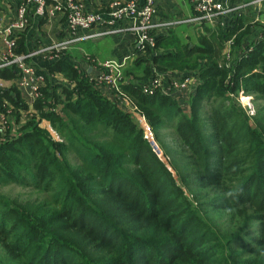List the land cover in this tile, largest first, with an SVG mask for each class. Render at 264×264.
Here are the masks:
<instances>
[{
  "label": "trees",
  "instance_id": "16d2710c",
  "mask_svg": "<svg viewBox=\"0 0 264 264\" xmlns=\"http://www.w3.org/2000/svg\"><path fill=\"white\" fill-rule=\"evenodd\" d=\"M246 20L235 15L192 45L168 28L135 58L147 76L154 63L195 80L181 99L146 93L140 79L121 86L167 162L133 113L65 57L38 70L32 103L16 66L1 67L0 189L34 196L0 192V264H264V24ZM240 92L252 96V115Z\"/></svg>",
  "mask_w": 264,
  "mask_h": 264
},
{
  "label": "built area",
  "instance_id": "2783aa9c",
  "mask_svg": "<svg viewBox=\"0 0 264 264\" xmlns=\"http://www.w3.org/2000/svg\"><path fill=\"white\" fill-rule=\"evenodd\" d=\"M191 2L194 15L179 19L174 23L194 24L196 28L201 29V33L204 31V27L215 26L220 15L231 13L234 10V7L218 0H191ZM29 11H33L38 17L48 19L53 18L58 13H64L66 36L28 52H17V35L28 25ZM154 14L155 0H111L106 12H86L83 9V4L78 0H21L16 7L14 18L7 23L0 22V67L16 66L19 77L18 86L23 92L25 100L32 103L40 96L39 88L45 77L38 70L47 71V63L57 60L64 55L72 44L80 40L117 33L121 30L117 24L125 21V29L135 36L133 53L121 60L106 59L100 61L87 56L86 59L90 61L93 68V73H90L88 77H91L90 80L104 97L122 108L130 110L140 122L144 131V138L148 140L151 146H157L145 118L136 113L135 108L121 88L123 84L122 70L128 57L136 58L144 55L148 49H154L157 31L167 29L173 24L171 21H155ZM218 23L223 25L220 21ZM87 31L88 33H85ZM232 45L233 38L231 37L225 41L222 50L227 67L233 57ZM39 56L43 57L46 62L42 67L29 62ZM154 72L155 74L151 75L152 77L142 85V90L146 93L158 90L181 99L186 98L194 88L195 81L190 76L181 77V73L175 71L160 72L154 69ZM52 75V73L49 74L51 80H54L55 77ZM3 123L4 120L1 118L0 124Z\"/></svg>",
  "mask_w": 264,
  "mask_h": 264
},
{
  "label": "crops",
  "instance_id": "0c3cea01",
  "mask_svg": "<svg viewBox=\"0 0 264 264\" xmlns=\"http://www.w3.org/2000/svg\"><path fill=\"white\" fill-rule=\"evenodd\" d=\"M21 0H0V22L7 23L14 18L16 7ZM83 4V9L86 12H106L107 6L111 0H78ZM223 3L234 7V10L231 13L220 15L218 21L222 22L223 25H220L218 21L213 27H204L203 33L206 34V30H215L218 25L224 26L226 22L230 20L231 17L235 15L242 16L246 20V24L253 21L264 24V0H218ZM194 15L192 9L191 0H155V21H171L173 22L170 25L169 31L174 33L176 37L181 41V43H189V45L196 44L201 29L196 28V25L185 22H177L179 19L188 18ZM29 22L25 29L18 32L16 39V50L18 45H21L23 51L19 52H28L31 49L39 48L44 45L55 42L59 39H62L66 36V20L64 13H58L53 18H41L29 11ZM258 19V20H256ZM126 22L122 21L117 24L118 28H121L120 31L114 34H108L100 37H94L89 39L80 40L72 44L69 49L60 57H65L70 61L75 67H77L82 72L89 75L93 73V68L86 59L87 56L103 61L106 59H117L121 60L127 56H131L135 47L134 39L135 36L133 33L125 29ZM211 26V25H210ZM167 28V29H168ZM167 29H160L157 31L158 34H164V31ZM257 28L252 27V33L256 32ZM90 32V31H89ZM82 33V32H81ZM84 33V32H83ZM85 33H88L85 32ZM253 36V35H252ZM251 36V37H252ZM108 38L107 40H105ZM190 40V41H188ZM161 52H164V46L158 48ZM157 50H155V53ZM59 57V58H60ZM58 58V59H59ZM35 66L42 67L46 62L43 57L39 56L29 61ZM149 63V62H148ZM127 68H132L135 70L136 77L128 75L125 77V81L130 79L136 80L138 78L146 77L147 73L143 71L145 63L135 64V57H128L126 60ZM157 65V64H156ZM154 63H149L150 68H156ZM162 66V65H161ZM159 70L164 72V66ZM126 68V67H125ZM143 71V73L141 72ZM140 71V72H139ZM166 71V70H165ZM172 71V70H170ZM174 72V71H172ZM175 72H178L175 70ZM183 74L182 72H180ZM52 77H55V81H66L64 76L60 73H54ZM150 77H147L149 80ZM146 79V80H147ZM125 81L123 83H125ZM48 123L47 121H44ZM49 125V123H48Z\"/></svg>",
  "mask_w": 264,
  "mask_h": 264
},
{
  "label": "rangeland",
  "instance_id": "374dc122",
  "mask_svg": "<svg viewBox=\"0 0 264 264\" xmlns=\"http://www.w3.org/2000/svg\"><path fill=\"white\" fill-rule=\"evenodd\" d=\"M108 38H106L105 40H107ZM190 41V40H188ZM198 42V41H197ZM196 42V43H197ZM69 49V48H68ZM67 49V50H68ZM66 50V51H67ZM126 67V68H125ZM125 67L123 68L122 70V74H123V78H122V81L124 82L125 81V77H128V75H132V77H136V74H135V70H133L132 68H127V65H125ZM1 68V67H0ZM140 72V71H139ZM141 72L143 73V71L141 70ZM163 72V71H162ZM166 72H170V70H167ZM180 73V72H178ZM150 75L146 76V77H142V78H138L140 80H142L143 82H146L148 81V79L146 80L147 77H152L155 72H154V69L153 68H150ZM164 74V73H163ZM152 75V76H151ZM183 76H187L186 73H183L181 74V77ZM89 79H91V77H89ZM195 81V80H194ZM122 83V82H121ZM9 84L8 81H4V80H0V85L1 87H5ZM192 86V85H191ZM236 100L238 101V104L243 108L244 112L248 115H252L254 112H255V103L253 102V98L252 96H249V95H244L242 92L238 93L237 97H236ZM135 117V116H134ZM138 123V125L140 126V122H138V119L136 118L135 119ZM41 126H45L46 128H50V126L48 125V123L46 122H42L41 123ZM141 127V126H140ZM142 129V128H141ZM51 132L54 134V130L52 128H50ZM143 130V129H142ZM165 131V132H164ZM144 132V131H143ZM162 133H165L166 134V141H168V143H171V135H170V131L169 130H162ZM164 136V135H163ZM54 138L57 140H59L58 138V135H56V133L54 134ZM154 147V145H153ZM157 148L159 149V153H158V156L160 157V155H162L160 158L167 162L166 158L163 156L162 154V151L160 150L158 144H157ZM161 153V154H160ZM160 154V155H159ZM72 157V155H71ZM0 192L2 193H6L8 194L9 196L11 197H18V198H27L29 196H34V194H31L32 192L30 191V189L28 188H23V187H20V186H6V187H3L0 189Z\"/></svg>",
  "mask_w": 264,
  "mask_h": 264
},
{
  "label": "clouds",
  "instance_id": "9594fccd",
  "mask_svg": "<svg viewBox=\"0 0 264 264\" xmlns=\"http://www.w3.org/2000/svg\"><path fill=\"white\" fill-rule=\"evenodd\" d=\"M242 188H240V189H237V190H235V191H229L228 193H227V196L229 197V198H234V197H238L240 194H242Z\"/></svg>",
  "mask_w": 264,
  "mask_h": 264
},
{
  "label": "water",
  "instance_id": "95a60500",
  "mask_svg": "<svg viewBox=\"0 0 264 264\" xmlns=\"http://www.w3.org/2000/svg\"><path fill=\"white\" fill-rule=\"evenodd\" d=\"M151 147H152L153 151H154L156 154L159 153V149L157 148L156 145H154V147H153V146H151Z\"/></svg>",
  "mask_w": 264,
  "mask_h": 264
}]
</instances>
